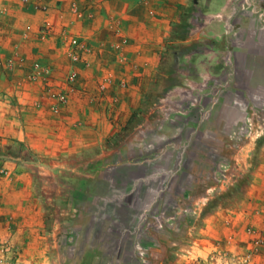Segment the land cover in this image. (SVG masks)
<instances>
[{"label":"crops","instance_id":"obj_1","mask_svg":"<svg viewBox=\"0 0 264 264\" xmlns=\"http://www.w3.org/2000/svg\"><path fill=\"white\" fill-rule=\"evenodd\" d=\"M0 10V245L10 251L7 264H114L98 238L121 220L123 243L137 250L117 263L245 264L251 251L247 264H264V0H0ZM108 19L128 45L154 40L150 49L140 43L135 54L129 50L137 65L119 69L99 53L96 40L113 36ZM71 37L91 42L66 89L75 68ZM34 65L43 71L30 78ZM106 83L108 94H98ZM46 88L71 91L55 110L57 97ZM133 110L140 115L128 138L102 149L106 118L130 121ZM147 132L203 158L177 160L171 178L200 165L210 173L171 205H158L167 193L160 189L151 209L117 208L132 184L117 182L111 170L158 162L142 158ZM210 152L218 157L207 158ZM92 201L99 207L89 211ZM103 203L113 204L107 218ZM229 238L231 245H218Z\"/></svg>","mask_w":264,"mask_h":264},{"label":"rangeland","instance_id":"obj_2","mask_svg":"<svg viewBox=\"0 0 264 264\" xmlns=\"http://www.w3.org/2000/svg\"><path fill=\"white\" fill-rule=\"evenodd\" d=\"M109 23L106 24L105 31L106 33H111L113 34L112 37H102L99 38L97 41V47L99 50V53L105 55L102 56L104 60L109 59L111 62H115V64L118 65L119 69H122L124 66H127L128 64H138V56L133 57L134 55L130 56L129 50H135L134 54L137 52L140 43L144 46L145 49H150L152 44L154 43L153 39H134L131 41V43L128 45V39L123 37L121 28L118 24V22L112 21L111 19L109 20ZM42 32L45 34L44 28L42 29ZM49 33V31H48ZM48 35V34H45ZM72 38V37H71ZM79 40V43L83 46V51L79 52L78 54V59L74 61L72 55H74V52L70 49L69 46V40H67V53L68 56L73 63L75 68H72L71 72H74L76 69V65L81 63L85 64L86 63V56L87 54V49H90L89 44L91 40L89 39H84L77 37ZM113 43V44H112ZM125 49V50H124ZM87 50V51H86ZM108 55V56H106ZM88 58V57H87ZM132 68V66H131ZM70 72V73H71ZM76 72V71H75ZM133 71L131 70V74ZM121 74V72H120ZM70 74L67 77V87L70 88L72 85L71 83H75L76 79L75 78L73 81L68 80ZM76 77H77V72H76ZM31 78V75H30ZM122 86V85H121ZM120 87V86H119ZM66 92H60L56 88L55 90H49L51 88H46V91L48 93L50 92L51 94H54L57 98L59 95L63 96L64 101L60 102H55L54 109L57 110L60 105H63L64 102H66V98L68 96L69 89ZM48 89V90H47ZM119 89H127L126 87L122 86ZM71 91V90H70ZM108 84H101L98 85V94L102 95L103 93L108 94ZM149 92V91H148ZM117 106V105H116ZM131 115L135 119H126L123 118L122 116H118L116 118H106V125L110 126L109 131H104L100 137H101V147L105 151H108L107 149H117V147L121 146L125 139L128 138V133L132 132L133 125L136 124L137 119L139 118L138 116L140 115L137 110H133ZM131 131V132H130ZM139 129H135V136L134 138L137 137V132ZM150 145V148L148 151H146L144 154L145 156H142V158L146 157L147 159L158 160L156 164L152 163L153 165H144L139 169H134L129 172H125L123 169H113L111 170V175H115L116 181L117 182H122V183H127L130 182L132 186H127L131 187V189L126 188L125 193H127L125 197V203H121L117 208H126L129 207L134 210H139V209H151L154 205L155 199L152 198L154 197L156 192H159L161 189L164 192H167L165 197L163 198L162 203L158 204L160 207H165L167 205H171V203H174L175 198L180 194L181 189L183 187H188V186H198L202 187L201 183L202 180L206 179L208 177V174L210 171L208 170L207 167L201 166L198 168L196 173L192 174H182L180 175L177 179L171 178L172 173H174V164L177 160H180L182 158H185V162L188 165H191L193 161L198 160V157L194 155L192 152L187 154V156L184 155L185 152H183L182 149H180V145L177 142H173L171 145L172 147H167L168 145L166 144V140H164L161 137H156L151 132H147L144 137H143V142L141 143V147H146L147 145ZM199 146V145H198ZM96 152V151H95ZM94 152V153H95ZM209 156V157H208ZM138 157V156H136ZM207 158L210 159H216L218 157L217 152H210L208 155H206ZM203 159V158H202ZM124 174L126 176H124ZM155 174H158L159 177L155 178L153 177ZM143 175V179L146 180L145 182H135L133 179H136L137 177ZM173 180V181H172ZM130 190V191H129ZM101 194H106L107 188L105 186L101 187L99 189ZM120 190H117V194L120 193ZM112 203H103L102 207L104 208L103 212V217L107 218L109 211L112 209ZM99 207L98 204L92 202H89L88 204V209L89 211H94ZM120 223H117L115 226L112 227L113 230L105 232L104 234H100L98 241H100V248L104 250L105 253H110L111 256L113 257L114 264H121L117 263L121 262L124 258L126 259L128 256H130L133 252H136L137 246L132 247L128 246V243H123L122 241V230L120 228L122 224V220L119 221ZM145 223L150 222V217L145 218L144 220ZM127 225L129 228H133L137 224V219L134 217H131L126 220ZM151 224V222H150ZM152 225H149V228H151ZM114 235L115 237L119 238V241L115 244L113 243L111 246L104 245L103 242H106L108 236ZM150 237V236H149ZM152 237V236H151ZM155 237V236H154ZM157 239H160L161 235L156 236ZM142 244V243H141ZM162 248L161 247H156L154 248V252H156L157 256H160L162 253ZM78 250V249H76ZM9 253V252H7ZM7 253H6V258H7ZM69 253V252H68ZM8 259V258H7ZM8 263V262H7ZM129 264H138L135 262H130Z\"/></svg>","mask_w":264,"mask_h":264},{"label":"built area","instance_id":"obj_3","mask_svg":"<svg viewBox=\"0 0 264 264\" xmlns=\"http://www.w3.org/2000/svg\"><path fill=\"white\" fill-rule=\"evenodd\" d=\"M24 1H26V0H24ZM2 13H3L2 10H0V15ZM0 21H1V17H0ZM44 30H45V34H48L49 29L44 28ZM69 46H70V49L74 52V55H72V57H73V59L75 61V60L78 59V54H80L79 52L83 51V46L79 43V40H78L77 37L70 38ZM33 69H34V73L31 74V78H34L39 72L43 71L42 69L39 68L38 65H34ZM75 78H76V72L74 71V72L70 73V76H69L68 80L73 81ZM62 101H64V98H63L62 95L61 96L59 95V97L57 98L58 104L60 102H62ZM231 244H232V240L230 238L229 239H225V240H221V241L218 242V245L220 247H223L225 245L228 246V245H231ZM256 244H257V241L254 242V245H256ZM7 252H10V251L6 247H3V246L0 245V264H7V262H8V259L6 258V253ZM250 257H251V251L244 258V260H245L244 263L245 264H247V262L250 260Z\"/></svg>","mask_w":264,"mask_h":264}]
</instances>
